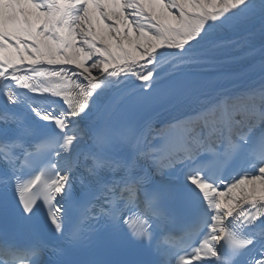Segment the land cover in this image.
<instances>
[{"label":"snow or ice","instance_id":"snow-or-ice-1","mask_svg":"<svg viewBox=\"0 0 264 264\" xmlns=\"http://www.w3.org/2000/svg\"><path fill=\"white\" fill-rule=\"evenodd\" d=\"M0 264H264V0H0Z\"/></svg>","mask_w":264,"mask_h":264},{"label":"bare ground","instance_id":"bare-ground-1","mask_svg":"<svg viewBox=\"0 0 264 264\" xmlns=\"http://www.w3.org/2000/svg\"><path fill=\"white\" fill-rule=\"evenodd\" d=\"M256 39H257V42H258V37Z\"/></svg>","mask_w":264,"mask_h":264}]
</instances>
